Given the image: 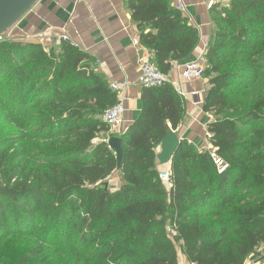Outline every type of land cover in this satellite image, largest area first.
Segmentation results:
<instances>
[{"label": "trees", "instance_id": "obj_1", "mask_svg": "<svg viewBox=\"0 0 264 264\" xmlns=\"http://www.w3.org/2000/svg\"><path fill=\"white\" fill-rule=\"evenodd\" d=\"M126 2L163 73L192 57L199 30L170 0ZM212 21L203 76L213 148L183 140L170 188L157 148L185 114L171 81L143 87L140 115L120 135L118 168L107 142L115 135L102 120L117 93L93 57L67 40L0 43L5 120L22 130L2 137L0 127V245L6 236L36 239L10 264H45L66 251L74 264H179L178 244L186 264H246L264 243V95L248 97L264 81V0H229L212 9Z\"/></svg>", "mask_w": 264, "mask_h": 264}, {"label": "crops", "instance_id": "obj_2", "mask_svg": "<svg viewBox=\"0 0 264 264\" xmlns=\"http://www.w3.org/2000/svg\"><path fill=\"white\" fill-rule=\"evenodd\" d=\"M182 1L187 8L184 14L189 23L198 28L200 33L199 44L188 62L203 58L214 28L212 9L207 8V0ZM8 36L17 41L40 43L45 47H57L60 45L58 41L66 37L67 41L93 57V68L110 84L129 82V86L123 89L127 109L125 128L139 117L143 90V86L138 83L139 57H151V52L143 45L139 48L134 43L139 38V31L137 24L132 21L126 0H38L8 31ZM170 77L172 81L180 83L187 93L182 96L185 100L183 120L176 130H172L182 141L187 140L198 150H211L213 146L208 125L214 120V114L204 110L210 88L209 79L203 76L184 80L181 69L171 72ZM168 126L171 128L169 122ZM108 138L107 134L101 135L103 140ZM169 168L166 166L161 169ZM118 183L119 175L115 174L106 186H115L116 190ZM246 264H264V243L247 258Z\"/></svg>", "mask_w": 264, "mask_h": 264}, {"label": "built area", "instance_id": "obj_3", "mask_svg": "<svg viewBox=\"0 0 264 264\" xmlns=\"http://www.w3.org/2000/svg\"><path fill=\"white\" fill-rule=\"evenodd\" d=\"M170 2L174 5L175 8L180 10L182 13H185L187 8L182 0H170ZM229 0H207L206 5L208 9H213L216 6H224L228 4ZM66 37L61 38L58 41L60 44L62 41L66 40ZM6 39H9L8 32L0 35V43ZM134 43L139 48L141 47V42L139 38L134 40ZM181 69L182 78L184 80H194L203 77V71L205 69L204 59L202 57L188 61L185 63H177L173 62L171 66V70L169 73H163L159 67L152 62L150 57L147 56H140L139 57V77L138 83L143 87H159L163 85L167 81H171L175 90L181 95L186 96L185 93L180 85L175 81H172L170 75L171 72ZM129 86V82L124 81L121 83L113 82L110 84L111 89L117 93V102L106 109L102 114V120L107 123L110 128V133L114 134L115 136H120L125 129L126 126V105H125V98L123 96V89ZM212 157L214 161L217 163L218 172L221 173L225 171L227 168V164L220 159L215 153H212ZM170 171L163 170L160 173L161 179L166 182L167 184L170 182ZM168 231H171V227L168 226Z\"/></svg>", "mask_w": 264, "mask_h": 264}, {"label": "water", "instance_id": "obj_4", "mask_svg": "<svg viewBox=\"0 0 264 264\" xmlns=\"http://www.w3.org/2000/svg\"><path fill=\"white\" fill-rule=\"evenodd\" d=\"M38 0H0V35L7 33L37 2ZM109 147L114 150L117 166L123 161V146L121 136H111L107 140ZM182 140L176 132L170 129L162 139L157 153V165L161 169L170 166Z\"/></svg>", "mask_w": 264, "mask_h": 264}, {"label": "rangeland", "instance_id": "obj_5", "mask_svg": "<svg viewBox=\"0 0 264 264\" xmlns=\"http://www.w3.org/2000/svg\"><path fill=\"white\" fill-rule=\"evenodd\" d=\"M209 43V42H208ZM3 82V81H2ZM261 86L258 88L250 89L248 97L250 99L256 98L258 95H264V81L260 82ZM6 89L2 83H0V90ZM2 97H0V127L2 128V137L8 136L12 137L22 133V130H18L12 122L8 119L5 120V105L2 104ZM113 180V179H111ZM114 187H110L111 190H114ZM169 187V185H167ZM168 228V227H167ZM36 239L29 237V236H22V235H15V236H6L3 239V242L0 245V253L3 256L4 263H15L20 256L21 252L25 249V247L35 244ZM45 249H52L54 251V247L48 245ZM178 255H179V264H186V257L183 255L180 245H177ZM67 250H70L67 248ZM74 257L69 254L68 251L65 253H57L53 257L50 258L45 264H74ZM84 264V263H79Z\"/></svg>", "mask_w": 264, "mask_h": 264}]
</instances>
